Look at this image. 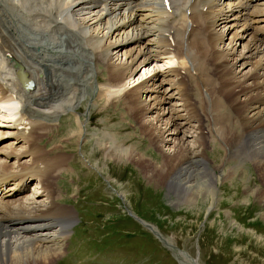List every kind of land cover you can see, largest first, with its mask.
Wrapping results in <instances>:
<instances>
[{
  "label": "bare ground",
  "instance_id": "1",
  "mask_svg": "<svg viewBox=\"0 0 264 264\" xmlns=\"http://www.w3.org/2000/svg\"><path fill=\"white\" fill-rule=\"evenodd\" d=\"M250 1L173 0L176 11L169 15L158 0H0V140L11 136L23 146L0 147V184H10L0 192V264H50L62 250L67 227L43 226L45 219L37 217L59 204L48 179L69 158L55 149L51 159L37 162L45 153L33 137L46 134L66 112L79 115L86 95L103 104L134 101L129 109L138 112L130 116L152 139L161 163L123 146L113 133L96 137L95 145L105 158L133 163L169 194L176 191L177 204H195L199 197L218 204L217 184L234 175L209 166L212 135L237 159L252 156L264 182V3L263 9L253 4L254 14L245 12ZM15 62L30 89L18 84ZM100 62L106 83L96 75ZM75 118L76 138L84 141L87 120ZM27 181L35 192L22 198L15 186ZM175 256L198 261L181 250Z\"/></svg>",
  "mask_w": 264,
  "mask_h": 264
},
{
  "label": "rangeland",
  "instance_id": "2",
  "mask_svg": "<svg viewBox=\"0 0 264 264\" xmlns=\"http://www.w3.org/2000/svg\"><path fill=\"white\" fill-rule=\"evenodd\" d=\"M230 17L232 14H229L228 19ZM227 42L229 40L225 41L226 45ZM241 44L244 45L243 41ZM238 49L240 50V46ZM208 66L210 75L212 73L216 76L214 67L209 64ZM103 69L102 64L98 65L96 75L101 83H106L107 72L101 79V75L104 74ZM210 79L212 78L210 77ZM194 97L197 98V96ZM113 102L115 104H110L106 109L100 110L97 106L100 104L96 100L91 103L89 121L86 124L88 132L84 141L79 140L78 142V138H76L75 132L78 130V125L75 117L82 116L86 120L85 114L87 118L88 111L86 110V113L82 114L85 104H82L84 108L80 109L79 115L69 116L60 121L56 119L57 123H54L51 128L49 127L50 130L45 135L40 138L38 135L33 137V142L39 143V148L45 153L39 158L37 156L41 152L36 155L37 162L51 159L57 152L55 149L61 150L69 159L73 158L69 162L73 169L66 165L61 169L62 171L66 167L61 174L62 177L65 173L72 171L71 185L62 189L63 182L57 179L58 195L52 182L55 177H49L48 183L55 191L56 198H59L60 202L64 204L72 203L78 209L79 215H81V208L85 203L92 209V214L84 216V220L90 222L87 225L91 230H96L97 235L105 234L108 239L107 243L103 245L104 249L99 250L101 256L126 259L119 264H129L133 261H138L140 264H187V259L180 258L178 260L172 251L164 248L154 237L142 235L137 230L136 223L129 220L130 217L127 216L129 214L126 210L128 208L145 219L156 222L163 233L170 237L174 245L186 251L191 258L197 257L199 264H264V196L260 195L261 192H264V182L256 169V162L252 156H245L239 162L238 160L241 159L237 160L234 154L229 151L226 161L223 159L226 148L219 139L213 137L209 143L211 147L206 149V154L211 160L209 165L215 166L216 174L232 170L234 175L231 174L232 176L217 184L219 188L217 193L220 195L217 196L218 204L213 206L214 201L208 197H199L195 204H177L174 199L176 191L169 194L165 186L157 185L146 179L143 169L133 163H118L116 160L105 158L95 145L96 137L102 138L103 133H113L114 131L116 132L115 140L124 143L123 146L134 147L147 159L161 163V154L150 143L152 139L142 133L139 128L140 122L134 119L138 109L136 112L129 109L131 104L134 105V101L129 98L126 103L121 99H114L110 103ZM124 110L126 114L123 113ZM132 113L134 118L130 116ZM128 116L133 118L134 122ZM134 123L138 129H133ZM70 134H74V137L66 142H61L65 136ZM243 135L247 136V134ZM9 140L11 141V139ZM59 143L61 144L58 145ZM41 144L45 145L48 150L46 151ZM65 144L70 150L64 148ZM53 145L56 146L49 148ZM78 145L81 146L84 153L82 158L77 152ZM221 160L224 163L223 167L219 166ZM10 162L15 164L13 159H10ZM88 162L91 165L97 163L101 167L99 170H95L88 165ZM59 170L58 173H55L56 176L60 173ZM80 176L82 179L77 182ZM109 185L117 191L116 194L122 196L123 200H119L113 190L110 191ZM96 189L99 190L98 194ZM70 191L71 194H74L73 196L70 195ZM28 195L31 193L28 192ZM28 195L23 194L20 197L28 198ZM122 201L125 203L123 209ZM117 204L119 206L116 208ZM83 211L86 213L85 209ZM112 220L115 223L108 229L107 225ZM127 233L134 235L130 237L127 236ZM111 238L117 243L112 242ZM61 242L62 247L63 241ZM65 247L69 249L70 244ZM86 250L90 254L91 247ZM61 255L62 252L50 264H83L84 262L76 257L71 259L75 260L74 262L63 259L65 258L63 256L59 258Z\"/></svg>",
  "mask_w": 264,
  "mask_h": 264
}]
</instances>
